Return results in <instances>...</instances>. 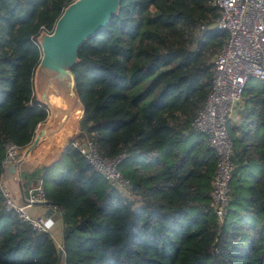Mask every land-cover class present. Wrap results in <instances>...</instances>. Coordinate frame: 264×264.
I'll return each instance as SVG.
<instances>
[{
	"label": "trees",
	"instance_id": "trees-1",
	"mask_svg": "<svg viewBox=\"0 0 264 264\" xmlns=\"http://www.w3.org/2000/svg\"><path fill=\"white\" fill-rule=\"evenodd\" d=\"M75 1L0 0V179L6 144L28 148L48 121L35 90L38 39ZM213 1L121 0L108 28L82 46L72 69L86 110L80 137L103 157L128 155L120 170L141 204L122 198L72 147L50 165L64 164L51 193L24 165L23 187L43 180L48 201L60 205L63 252L50 233L6 212L0 193V264H264V83L248 82L247 124L232 138L233 180L241 186L247 170L261 172L247 198L232 197V180L222 226L210 207L216 155L206 138L188 141L228 40L210 26L220 16Z\"/></svg>",
	"mask_w": 264,
	"mask_h": 264
},
{
	"label": "built area",
	"instance_id": "built-area-1",
	"mask_svg": "<svg viewBox=\"0 0 264 264\" xmlns=\"http://www.w3.org/2000/svg\"><path fill=\"white\" fill-rule=\"evenodd\" d=\"M212 5L220 9V16L210 26L227 31L228 40L214 60L211 92L191 129L207 137L217 158L210 207L222 226L228 213L231 182L236 169L233 160L234 143L228 127L231 122L237 123L240 119L237 109L244 104V92L248 82L256 79L264 83V0H214ZM53 32L54 30H46L43 33ZM45 124L46 122L41 124L37 132ZM80 134L78 132L69 142V147L77 150L122 198L133 203L134 207H139L140 196L133 191L131 182L120 170L128 155L123 153L114 158L103 157L98 152L95 141L84 135L80 137ZM5 150L4 173L0 179V193L4 198L5 211L15 213L20 221L29 224L38 233H49L53 217L63 216L61 208L48 204L43 180L38 181L37 186L24 191L22 198H13L10 195L3 179L25 157L26 149L10 142L6 144ZM24 164L17 166L14 173L22 183ZM35 206H48L50 212L33 217L29 210ZM57 247L63 252V245Z\"/></svg>",
	"mask_w": 264,
	"mask_h": 264
},
{
	"label": "water",
	"instance_id": "water-1",
	"mask_svg": "<svg viewBox=\"0 0 264 264\" xmlns=\"http://www.w3.org/2000/svg\"><path fill=\"white\" fill-rule=\"evenodd\" d=\"M120 8L121 0H76L65 9L56 23L54 32L43 33L38 39L42 48V60L36 71L35 88L39 96H43L42 103L50 112L48 123L44 127L50 126L54 118L58 120L61 117L56 129L57 132L61 131V144L59 150L53 153V163L65 154L69 142L78 133L65 130L66 128L63 130L65 123L72 125L71 115L79 113V127L86 114L72 72L79 63V52L88 40L108 28L112 17L120 13ZM184 135L187 133L184 132ZM35 141L28 149L32 148ZM24 163L26 161L22 158L17 166ZM16 167L12 168L13 174ZM19 186L23 193L21 181ZM48 204L60 208L58 203L50 201Z\"/></svg>",
	"mask_w": 264,
	"mask_h": 264
},
{
	"label": "rangeland",
	"instance_id": "rangeland-1",
	"mask_svg": "<svg viewBox=\"0 0 264 264\" xmlns=\"http://www.w3.org/2000/svg\"><path fill=\"white\" fill-rule=\"evenodd\" d=\"M212 61H213V58L209 62L211 63ZM258 82H259L258 80L252 79L249 82V86H251V85H257ZM35 90H36V88H35ZM36 94H37L38 98L40 99V101L43 102L42 98L39 97V94H38V91L37 90H36ZM47 123H48V121L46 122V124ZM70 126H72V125H70ZM80 129H81V126L78 127V131L77 132H81ZM69 130L72 131V132L73 131L75 132V129H74L73 126ZM228 130H229V134L233 138V140L236 137H238V131H239V129L235 126V123L234 122H231L229 124ZM188 133H189V139H188L189 143L195 141V139H197L199 137H201L203 139H205V138L207 139V137L205 135L200 134V133H197V132L195 133V132L189 131ZM37 134H38V132H37ZM37 134H36V136H37ZM36 136L34 138V141L36 139ZM27 149L28 148H26V150ZM57 160H55V161H57ZM52 163H53L52 157L49 160V162H47L46 164H42V163H31V162H26L25 163V168L27 170H29V171L38 170V176L40 177V179H43L46 182V189H47V192H49V193H51L53 191V182H52V179L55 177V174L57 173V171L59 169H61L63 167V165H64L60 161V164H57L54 167H51L50 165H52ZM134 165L135 164H134V161L132 159L126 161V163L124 164V166L122 168L123 173L126 176L132 175V173H133V171L135 169V166ZM43 167H48V169H43ZM261 169L264 171V167L263 166H262ZM261 169H260V167H258V169L253 168V169L247 170L248 175H247L246 179L244 180V183L241 186H239V183H237L236 179L233 180V183H232V197L234 199H236V197H238V196L239 197H244V198H247L248 197V195H249V193H248V187L260 175ZM8 177L11 178V181L9 183H7L8 182ZM3 181H4L5 186H7L8 189L10 190V195L13 198H17V195H20V193H21L20 186H19L20 181H18V178L14 174L13 175L6 174L5 177H4V179H3ZM32 186H37V184L36 185H32ZM240 205L241 204L239 202H235V205H234L233 209H231V211H232L231 218L234 217V219H235V218L238 217V215H239L238 214V209H239ZM31 212L34 213L33 211H31ZM33 216H35V214H33Z\"/></svg>",
	"mask_w": 264,
	"mask_h": 264
},
{
	"label": "bare ground",
	"instance_id": "bare-ground-1",
	"mask_svg": "<svg viewBox=\"0 0 264 264\" xmlns=\"http://www.w3.org/2000/svg\"><path fill=\"white\" fill-rule=\"evenodd\" d=\"M43 98V96H39ZM61 118V117H60ZM60 118L56 120L53 119V122L50 124V126L41 127L38 131V134L36 136V141L32 148L25 151V157L24 160L26 162H34L37 158L40 159V161H44L43 164H46L49 162V160L54 159V151H58L61 144V138L60 133L61 131L57 132L56 129H58V126L60 124ZM80 118V114L77 113L76 115H71L70 119L73 121L72 126L74 127L75 131H78V121ZM69 119V120H70ZM74 119V120H73ZM65 127L63 130H69L72 126L70 124L65 123Z\"/></svg>",
	"mask_w": 264,
	"mask_h": 264
},
{
	"label": "crops",
	"instance_id": "crops-1",
	"mask_svg": "<svg viewBox=\"0 0 264 264\" xmlns=\"http://www.w3.org/2000/svg\"><path fill=\"white\" fill-rule=\"evenodd\" d=\"M246 103H247V98H245V103L242 104L237 109V115H240V119L237 121V123L234 122L235 126L237 128L243 127L244 125L247 124V121H246V119H247V117H246V109L244 110V108L246 107V105H245ZM62 156H60V158ZM43 162L44 161H40V159L37 158L34 162H31V163H42L43 164ZM10 174L13 175L12 173H10ZM10 181H11V178L8 177V182L7 183H9ZM22 181H23V179H22ZM26 190H28V187L27 188L24 187V191H26ZM23 196H24V192L23 193L21 192L20 195H17V198H22ZM31 211H33L34 213H32ZM49 212H50V210H49L48 206H35V207H33V208H31L29 210V213L32 216H33V214H35V216H33V217H40V216L48 214ZM63 227H64V225H63L62 217L54 216L51 224L49 225V233L52 235V237L55 240L57 246L64 244Z\"/></svg>",
	"mask_w": 264,
	"mask_h": 264
}]
</instances>
